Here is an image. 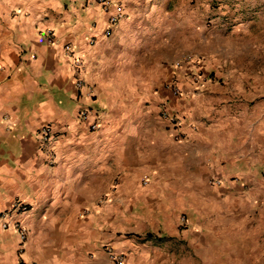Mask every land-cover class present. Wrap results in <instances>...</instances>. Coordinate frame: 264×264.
I'll list each match as a JSON object with an SVG mask.
<instances>
[{"label": "crops", "instance_id": "obj_1", "mask_svg": "<svg viewBox=\"0 0 264 264\" xmlns=\"http://www.w3.org/2000/svg\"><path fill=\"white\" fill-rule=\"evenodd\" d=\"M111 1L105 36L95 0H0V264H264V23L172 51L166 0Z\"/></svg>", "mask_w": 264, "mask_h": 264}, {"label": "rangeland", "instance_id": "obj_2", "mask_svg": "<svg viewBox=\"0 0 264 264\" xmlns=\"http://www.w3.org/2000/svg\"><path fill=\"white\" fill-rule=\"evenodd\" d=\"M166 2L161 7L166 8L169 18L140 21L139 24L140 28L150 33L158 29L170 30L172 51L184 49L185 46L189 51L195 50L197 33L202 30L207 34L215 29L226 30L252 21L257 24L264 23L260 15V12L264 13V5L261 4L264 0H166ZM178 44H181L180 48ZM186 55L198 57L194 52L184 53L182 57Z\"/></svg>", "mask_w": 264, "mask_h": 264}, {"label": "built area", "instance_id": "obj_3", "mask_svg": "<svg viewBox=\"0 0 264 264\" xmlns=\"http://www.w3.org/2000/svg\"><path fill=\"white\" fill-rule=\"evenodd\" d=\"M95 2L101 7V9L104 12L109 13L108 25H107L106 30L104 31L105 36H108L110 35L112 28L116 24H118L119 21L123 19L124 17L123 8L120 5L113 3L111 0H95ZM46 34L48 35L49 42H51V40L53 39V33L51 31H47ZM184 64H190L193 70V75L191 76V82L195 86V88H198L199 86H201L202 83L204 82L203 71L201 69V66H202L201 59L195 56L186 55L173 64L172 68L174 72V79L176 81L178 80V76H179L178 72H181V68L183 67ZM74 65L75 67L80 69L82 67V62L80 60H75ZM176 81L167 85V88L170 89L173 96H176V97L183 96V93H184L183 89L181 88L179 83ZM85 116H86V113L84 112L80 114L81 118H85ZM163 117L167 119L174 128H178L182 125V121L179 117L170 116L169 114H166V113L163 114ZM95 127L96 126L93 125L92 129H94ZM47 132L48 130H45V133ZM21 209L23 211L27 210L26 207H22ZM3 227L7 228L8 225L4 224ZM13 229L17 233L20 242L22 243L25 242L26 240L25 228H23L19 224H15L13 226ZM111 258L114 261V264H123V260L121 257H115L111 255Z\"/></svg>", "mask_w": 264, "mask_h": 264}]
</instances>
